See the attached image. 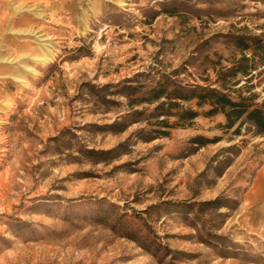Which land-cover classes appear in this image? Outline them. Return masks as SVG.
I'll use <instances>...</instances> for the list:
<instances>
[{"label": "rangeland", "instance_id": "1", "mask_svg": "<svg viewBox=\"0 0 264 264\" xmlns=\"http://www.w3.org/2000/svg\"><path fill=\"white\" fill-rule=\"evenodd\" d=\"M199 85L264 102V0H0V264H264V134Z\"/></svg>", "mask_w": 264, "mask_h": 264}, {"label": "trees", "instance_id": "2", "mask_svg": "<svg viewBox=\"0 0 264 264\" xmlns=\"http://www.w3.org/2000/svg\"><path fill=\"white\" fill-rule=\"evenodd\" d=\"M243 48H247V46ZM230 70L231 68L228 69V71ZM129 88L133 87L129 86ZM154 95L155 98L160 97L158 92H155ZM192 97H197V104L199 106H209L205 114L212 115L218 112L222 113L226 119V127H233L236 125L234 130L239 131L242 125L248 124L250 127L249 129L254 134H264V102L261 104L253 103L251 98L241 95H238V98H233L229 93L220 91L217 88L200 85L199 93ZM163 106L164 102H160L155 106L154 110H161ZM185 112V117L187 119H193L200 114L191 108L185 110ZM160 114H163V112H160ZM159 121L163 122L162 119Z\"/></svg>", "mask_w": 264, "mask_h": 264}]
</instances>
